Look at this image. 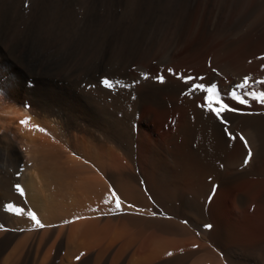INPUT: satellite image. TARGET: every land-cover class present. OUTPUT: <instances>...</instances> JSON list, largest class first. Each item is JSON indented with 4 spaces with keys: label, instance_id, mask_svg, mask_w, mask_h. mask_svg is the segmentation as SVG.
I'll return each mask as SVG.
<instances>
[{
    "label": "bare ground",
    "instance_id": "6f19581e",
    "mask_svg": "<svg viewBox=\"0 0 264 264\" xmlns=\"http://www.w3.org/2000/svg\"><path fill=\"white\" fill-rule=\"evenodd\" d=\"M195 2L0 0V264H264V0L193 49L223 103L251 78L220 117Z\"/></svg>",
    "mask_w": 264,
    "mask_h": 264
},
{
    "label": "rangeland",
    "instance_id": "374dc122",
    "mask_svg": "<svg viewBox=\"0 0 264 264\" xmlns=\"http://www.w3.org/2000/svg\"><path fill=\"white\" fill-rule=\"evenodd\" d=\"M262 5H263V0H196L195 5H194L192 20H191L189 30H188V34H187V37L185 40L184 47H182L183 50L191 49L190 52H191L192 57L189 59V62L187 63L186 67L191 71H193L195 69L197 70L198 68H200V69H198V71H199L198 73L202 72V73L206 74V76L208 77L209 83L211 82L209 86L215 85L216 82L212 78V75L216 74L215 69L213 67H211V65L209 64V61L207 63H204V61L202 60L203 63H200V59H197V57L195 56V52H194L195 50H193L196 48V45L200 40V38H199L200 32L204 31V30H211V28L213 29V27H215L216 24L224 26V27H232L235 24H237V22H239L240 20L245 19L247 14L253 12L257 8L258 9L262 8ZM219 11H223V12L231 13V14H229L228 16L218 20L217 14L219 13ZM199 20H200V22H199ZM213 44H214L213 39L209 38L205 42V48L210 49L213 46ZM179 50L181 51V49H179ZM180 51H176L174 54V57L180 56L182 53V51L181 52ZM263 60H264V58L262 57L261 61H263ZM178 64L180 66H182V62H179ZM205 64H206V66H205ZM204 67H207L206 69H208V70L205 69L207 72H204ZM193 68H195V69H193ZM201 69H202V71H201ZM228 78H230V77H228ZM239 84L242 85V83H239ZM239 84H236L233 87H231L230 90L228 91L227 97L225 98L227 105L232 109H242V107H244V105L246 104V101L243 104L239 102V100L242 99L238 93V92H241V90H242V87H240ZM234 89H236V90H234ZM217 92H219V94H220L219 89H217ZM233 92L236 93L238 98H234L232 96ZM252 92L258 93L259 89L258 88L252 89ZM203 102L205 105V101H203Z\"/></svg>",
    "mask_w": 264,
    "mask_h": 264
},
{
    "label": "snow or ice",
    "instance_id": "6c2138e0",
    "mask_svg": "<svg viewBox=\"0 0 264 264\" xmlns=\"http://www.w3.org/2000/svg\"><path fill=\"white\" fill-rule=\"evenodd\" d=\"M169 71L171 72L172 70L169 69ZM145 78H147V77L145 76ZM157 79L161 83L164 82L163 76H159ZM193 79H203V78L202 77L201 78L188 77L185 80V83H188L189 81H191ZM250 79H251L250 77H245L244 82L242 85H240V87L246 88ZM102 83H103L104 87H106V88H112L113 87V84L108 79L103 80ZM256 83L264 84V80L257 81ZM196 90L206 92L208 94L207 96L204 97V99H205V105L204 106H206L207 111L214 113L217 117H220L221 113L224 111H235V109L229 108V106L227 104H225L221 101L215 85H213L211 87H205V85H203V84H195L194 86H192V92H195ZM185 94L190 95L191 93H185ZM250 95L252 96V98L254 100H257L261 104H264V92H260L259 94L255 93V92H251ZM232 96L234 98H238L235 92L232 93ZM239 102L242 104L245 103V101L242 99L239 100ZM214 104L219 105V107H213ZM204 106H202V107H204ZM21 123L26 124L27 121H21ZM241 139H243V137H241ZM245 143L247 146V142H245ZM250 158H251V152L248 153V157L244 161L245 164H247L249 162ZM16 187H17V190L20 191L21 194H23V190L20 189L19 185H17ZM116 206H117V208L120 207L119 199H117V201H116ZM9 209L14 210V209H12L11 205H9ZM15 211H19V210H15ZM29 216H30L31 220L35 222V224L39 225V227H41V228L44 227V225L40 222V220L37 218V215L35 213L30 212ZM169 255H171V253H169Z\"/></svg>",
    "mask_w": 264,
    "mask_h": 264
}]
</instances>
